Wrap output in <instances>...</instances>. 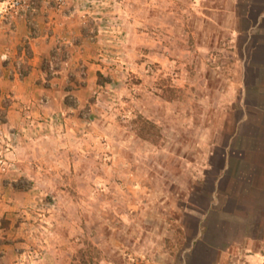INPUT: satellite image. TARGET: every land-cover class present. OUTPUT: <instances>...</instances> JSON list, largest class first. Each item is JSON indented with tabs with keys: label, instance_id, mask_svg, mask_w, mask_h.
<instances>
[{
	"label": "crops",
	"instance_id": "0c3cea01",
	"mask_svg": "<svg viewBox=\"0 0 264 264\" xmlns=\"http://www.w3.org/2000/svg\"><path fill=\"white\" fill-rule=\"evenodd\" d=\"M51 2L35 0L27 14L9 22L0 21V161L9 165L0 173V264H19L26 258V264L79 263L77 253L83 249L84 233L93 247H113L114 257L122 255L123 264H132L131 259H125L134 252L125 254L124 246L113 236L115 217L106 224L111 234L99 236L97 232L102 231L106 221L97 222L81 214L86 207L93 211L108 209L115 198L111 194H120L108 189L111 186L100 192L93 187L98 168H94L89 151L96 148L92 147L96 142L89 141L96 131L98 111L89 100L101 88L98 77L104 76L93 62L95 51L114 47L116 34L123 33L135 36L125 47L128 43L130 48L141 50L144 44L154 45L145 39L149 25L167 19L166 25L156 26V34L162 35L169 33L168 24L174 17H183L177 13L178 7L176 13L174 7L165 13L163 5L209 3L211 16L223 14L234 21L230 31L239 41L238 48L247 45L244 75L249 73L254 84L258 79L263 83L264 0H95L96 8L91 12L82 6L85 0H67L60 11ZM216 2L218 10L213 7ZM150 4L155 7L152 12H148ZM87 13L91 20L84 21ZM86 21L92 29L85 26ZM100 35L106 36L103 42ZM57 56L64 59L58 74L49 77L48 65L57 61ZM84 67L85 79L80 73ZM245 88L242 96L246 98ZM89 106L91 115L86 114ZM240 112L235 142L224 144L219 155L220 164L209 193L217 198H207L201 216L183 217L180 237L171 236L184 244L181 256L166 258L174 264H215L218 255L227 254L228 244L264 242V118L248 123V110L241 107ZM256 113L264 117L262 108H256ZM110 159L112 164L108 162L101 173L112 185L116 174L113 157ZM22 182L26 185L21 186ZM41 196H48L52 208L61 213L57 218L42 215L40 223H30L28 218L36 211V200ZM134 198L132 194L127 202L122 201L125 210L133 212ZM229 228L234 235L227 233ZM200 245L203 247L199 250ZM143 251L137 252L140 262L136 264H153L152 256ZM263 255L258 251L248 257L252 260ZM114 257H108L105 263L116 264Z\"/></svg>",
	"mask_w": 264,
	"mask_h": 264
},
{
	"label": "rangeland",
	"instance_id": "374dc122",
	"mask_svg": "<svg viewBox=\"0 0 264 264\" xmlns=\"http://www.w3.org/2000/svg\"><path fill=\"white\" fill-rule=\"evenodd\" d=\"M93 2L85 0L82 6L91 12L95 7ZM51 3L55 10L65 7L64 4L57 8L55 0ZM203 4L167 3L163 12H171L174 7L176 13L178 7L177 13L183 17H174L173 23L168 24L169 33L162 35L156 34V26L166 25L167 19L149 25L150 33L145 39L154 45L144 44L141 50H134L128 43L125 47L128 40H135L134 35L116 34L114 47L99 48L93 58L104 73L97 79L101 88L89 100L98 111L96 131L89 141L96 142L92 143L96 148L89 151L94 168H98L95 170L98 180H94L93 187L100 192L111 186L108 189L120 194H111L115 198L108 209L93 211L86 207L81 214L97 222L106 221L105 229L97 228L102 230L97 232L99 236L106 235L109 229L106 224L109 225L111 217L120 221L121 224L114 221L113 236L124 246L125 254L134 252L125 259H131L132 264L140 262L137 253L140 250L152 256L153 264H174L166 258H178L183 253L184 244L171 238L180 237L182 218L190 214L201 216L207 198H217L209 193L224 144L235 142L237 121L242 117L240 108L248 110V123L264 118L256 113V108L264 110V82L258 79L254 84L251 75L243 72L247 45L238 48L239 41L230 31L235 25L233 20L225 19L223 14L211 16L209 3ZM213 7L218 10L219 4L216 2ZM152 8L155 7L150 4L148 12ZM87 17L83 20H91L88 13ZM85 24L93 28L89 21ZM105 35H100L101 42ZM57 59L48 65L49 77L58 74L64 58L57 56ZM80 73L85 79V67ZM244 87L246 98L242 96ZM88 108L91 110L87 107L86 114H90ZM110 157L116 174L112 185L107 183L108 176L101 173L108 162L112 164ZM129 194L135 197L133 212L125 210L122 202ZM36 203V211L28 218L30 223L38 224L49 215L57 218L61 213L52 208L48 196L39 197ZM21 215L27 218L24 212ZM227 233L234 235L230 228ZM83 235L85 241L82 251L77 253L76 264H106L108 257L115 256L111 254L115 252L113 247H93L86 234ZM227 247V254L218 255L215 264H264V255L252 260L248 257L258 251L264 254V242L245 240ZM26 260L21 263L26 264ZM113 261L123 264L122 255Z\"/></svg>",
	"mask_w": 264,
	"mask_h": 264
},
{
	"label": "built area",
	"instance_id": "2783aa9c",
	"mask_svg": "<svg viewBox=\"0 0 264 264\" xmlns=\"http://www.w3.org/2000/svg\"><path fill=\"white\" fill-rule=\"evenodd\" d=\"M57 8H62L66 0H55ZM2 7L0 9V21L9 22L16 20L19 17L27 14L32 9V0H0ZM31 124L30 116H26ZM9 168L8 164H5L0 161V171L4 172ZM23 264V263H19Z\"/></svg>",
	"mask_w": 264,
	"mask_h": 264
},
{
	"label": "trees",
	"instance_id": "16d2710c",
	"mask_svg": "<svg viewBox=\"0 0 264 264\" xmlns=\"http://www.w3.org/2000/svg\"><path fill=\"white\" fill-rule=\"evenodd\" d=\"M2 224H3V223L1 222V223H0V227H2Z\"/></svg>",
	"mask_w": 264,
	"mask_h": 264
}]
</instances>
